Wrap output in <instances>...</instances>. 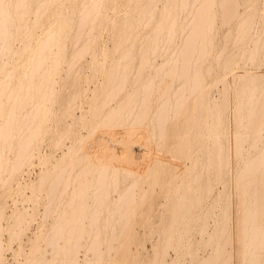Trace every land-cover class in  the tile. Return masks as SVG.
Segmentation results:
<instances>
[{"label":"bare ground","instance_id":"bare-ground-1","mask_svg":"<svg viewBox=\"0 0 264 264\" xmlns=\"http://www.w3.org/2000/svg\"><path fill=\"white\" fill-rule=\"evenodd\" d=\"M258 65L264 0H0V264H264Z\"/></svg>","mask_w":264,"mask_h":264},{"label":"rangeland","instance_id":"rangeland-1","mask_svg":"<svg viewBox=\"0 0 264 264\" xmlns=\"http://www.w3.org/2000/svg\"><path fill=\"white\" fill-rule=\"evenodd\" d=\"M258 66H259V68H258ZM258 66L257 67L254 66L253 71H254V69L256 70V68H258V70H256L257 72L255 71L256 73H258V74L264 73V67L262 65H258ZM249 70L250 69H248V68H241L239 71L241 73H243V72H247ZM258 87H259V89L257 88L258 90L264 91V86H258ZM90 88H91V86H90ZM229 103L230 104H233L232 101H229ZM254 103H255L254 100L249 99V101L248 100H244L242 104L244 106H246V107L247 106H259L260 104L264 103V101L256 100V103L255 104ZM46 148H47L46 146L45 147L43 146L42 151L43 152L44 151H48V148L47 149ZM233 166H234V163H233ZM41 170H42V167L41 166L34 168V170H32L33 172L31 173L30 178L32 180H35L38 177V174L40 173ZM243 174H244L243 173V170H241V185L237 181H234V183H231L229 185L232 188L231 189V195H234V196L236 195L234 197L235 199L233 198L232 204L230 205V207L228 209V214L230 215V218H229L230 230H232V229L234 230L233 225L236 223V217L234 215L236 213V205H237V202H238V200H236V198L240 197V195H243L242 194V186H243V179H244ZM255 177H256L255 178L256 179V184L258 186V192H257V207H258L259 210H264V174L258 173L257 175H255ZM234 185H235V190L237 188V190H236L235 193H234V191H235L234 190ZM218 187L215 188V191L216 192L217 191L218 192H221L223 190V185L220 184V186H218ZM249 192L251 193L252 190H250ZM244 197H246V195H243L241 197V200ZM11 202H12V204H11ZM19 202H21V203H19ZM234 202H235V204H234ZM9 204L11 205V207H14L15 206L16 208H18L21 211L26 210V211L30 212V209L32 208V205L30 204V202H27L26 203V201H21V199H18V198H16L15 203H13L12 200H9ZM28 204H29V206H28ZM158 205L159 206H156V208H158V210H160L161 208H159V207H161V206H160V204H158ZM234 205H235V207H234ZM8 212H10V209H9ZM231 219H232V221H231ZM215 223H216V214H215V216L213 215V217L208 220V228L207 229H208V232H209L208 234H209L210 237L213 236L214 229H215ZM36 228H37V223L35 222L34 224L31 225L30 229L27 230L26 235L27 236H33L34 233L36 232ZM4 233L1 236L2 242L5 245V250H4L5 255L3 253V255L5 256L4 257V263L5 264H15L17 262V259L18 260H21V256L19 257V256L16 255V253H17L16 250L19 248V242L18 241H15V240L14 241L13 240H9V234L7 232H4ZM140 234L144 236L145 235L144 230H140ZM193 234H194L193 235V239H195L196 241H194L195 243H193L191 249H193L194 251H197L199 253L200 257H202V255H203V257H206L207 258V256H209L213 252L211 245H204V244H202L203 239H205L204 234H201L200 232H198V233L195 232ZM26 235L24 236L25 238L23 239V241L20 243L21 248L24 251H27L28 248H29V244H28L27 236ZM235 238H236V236H235ZM157 241H158L157 234H153V236H152L151 239H144L143 250H142V252H143V259L142 260L143 261H141V263H143V264L145 263L146 264L147 263V259H148L147 257L154 255V246L157 245ZM232 248H233V253L235 254L236 253L235 251H236V248H237L236 241L233 242ZM82 255H83V253L80 252V256H82ZM172 258H175L174 253L172 251H169V254L166 256V261L168 262ZM183 261L184 262L181 261L183 264H196V261H194L189 255H186L185 258L183 259ZM238 262H240V261H238V259L236 258V256L233 257V260L231 259V260L227 261V263H231V264H238ZM222 263H224V261H222L220 259H215V260H212V261L209 262V264H222ZM159 264H162V263H159ZM245 264H248V261H246Z\"/></svg>","mask_w":264,"mask_h":264}]
</instances>
